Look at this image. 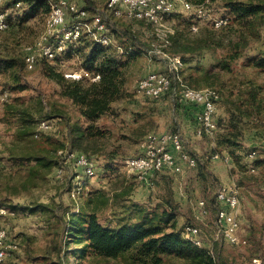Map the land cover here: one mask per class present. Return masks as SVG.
I'll return each mask as SVG.
<instances>
[{
	"label": "rangeland",
	"instance_id": "rangeland-1",
	"mask_svg": "<svg viewBox=\"0 0 264 264\" xmlns=\"http://www.w3.org/2000/svg\"><path fill=\"white\" fill-rule=\"evenodd\" d=\"M184 1L187 0H177L173 13L196 12L201 19L196 21L194 30L208 21L221 23L222 18L232 17L224 7V0H212L210 9L203 10L195 6L188 9L183 4ZM107 3L108 0H79V6L86 7L90 15L97 9L105 14L112 37V43L109 44L111 49L120 52V46L127 44L128 36L124 33L130 31L147 44L146 50L124 67L127 79L123 97L113 102L112 111L95 122L103 128V136L91 138L85 143L88 147L86 152L94 161L95 176L91 177L85 170L82 174L76 163H68L58 166V170L64 171L60 178L57 176V167L50 168L23 158L30 153L43 151L58 159L57 148L70 144V126L75 123L80 127L86 126L89 122L80 117L78 107L72 101L61 95L60 85L47 75L46 70L49 66H54L69 79L85 77L92 81L96 76L86 69L84 57L80 53L71 52L69 55L68 49L55 57L38 53L37 63L33 68L25 65L27 48L33 46L38 51V46L46 42L43 41V36L47 30L51 8H39L37 13H29L26 2L16 4L14 0H0V9L6 11L10 22L6 30L0 31V55L20 58L24 62L22 67L0 68V205L6 203L13 207H9L11 209H8L7 214L14 215H0V224L6 231L9 230L13 244L18 247L15 255L11 256L10 263L6 259L4 264H132L130 252L111 258L98 256L86 243L71 235V231L65 228V221L72 214L80 212H96L100 221L111 227L124 221L142 220L143 216L161 211L156 206L159 207L160 200L170 191L179 208L172 222L182 230L185 238L190 239L191 236L196 239L192 235L188 236L185 228L188 224L197 225L208 243L221 244L222 255L229 263L264 264V140L261 138L264 133L254 134L250 130V124L258 127L247 118L241 124L242 135L238 138L237 147H228L227 142H223L227 136L229 116L227 97L231 100L237 98L231 94V88L236 93L238 83L247 79H253L257 83L264 82V69L256 68L244 57L234 65L235 79H229L230 75L225 73L222 77L225 82L223 89L208 87L218 93V99L221 97L216 112L220 124L217 133L220 140L217 135L214 143L208 138H196L194 131L199 126L198 121L193 117L184 118L181 107L194 111L190 103L178 98L173 100L170 93L155 99L137 92L138 82L143 76L153 71H170V68L177 84L189 86L180 74L185 66L181 59L175 57L181 61L182 64L179 65L172 59L174 56L163 51L164 38L176 23L171 19L173 13L168 18L167 14H163L151 24L141 19L117 17L108 11L110 7ZM89 19L92 16L85 20L88 26L84 27L83 33L98 40L99 35H91L95 29L93 22L89 26ZM65 26L57 32H61ZM55 38L56 35H51L49 41L54 42ZM254 46L256 49L249 54L253 55L257 49L264 51V28L262 40ZM220 53L219 50L214 55L219 56ZM200 62L204 65L212 64L213 53H204ZM86 70L91 74L88 75ZM42 120H48L52 127L36 137L34 133ZM24 126L32 128L31 137L19 134ZM176 128H180L185 149L190 154L192 151L229 154L234 166L223 163V159L221 162L205 158L202 163L206 166L203 168L200 164L189 166L180 161L181 172H161L160 183L153 181V184H149L148 181H142L138 173L130 169L129 163L126 165V160L141 153L140 145L149 133L178 131ZM253 147L258 149L255 172L249 170L250 163L246 159ZM116 148V158L106 161L105 155ZM58 154L65 157L68 149H59ZM223 169L226 172L229 170L237 182L246 180L254 185L240 191V205L236 210L241 222V236L248 241L246 244H230L218 236L217 210L204 213L199 203L201 199L206 200L207 197L210 200L216 196L226 181L222 177ZM196 243L199 244V241ZM253 254L258 257L257 263ZM185 262L184 258L176 254H168L164 264Z\"/></svg>",
	"mask_w": 264,
	"mask_h": 264
},
{
	"label": "trees",
	"instance_id": "trees-1",
	"mask_svg": "<svg viewBox=\"0 0 264 264\" xmlns=\"http://www.w3.org/2000/svg\"><path fill=\"white\" fill-rule=\"evenodd\" d=\"M14 1L16 4L28 3L29 13H37L39 8H51L50 0ZM187 1L203 10L210 9L209 4L212 0ZM223 3L232 17L222 18L221 23L208 21L205 25L197 26V30H194L196 21H200L201 18H198L199 15L196 12L171 15V19L176 23L173 30L169 31L164 38L163 51L181 59L185 65L180 71L181 77L191 87L223 89L225 86L223 75L227 73V76L230 75L229 79H235L234 65L244 57L248 58V61L256 68L264 69V51L257 49L253 55L249 54L256 49L254 44L260 42L263 37L264 1L224 0ZM141 20L154 23L146 19ZM124 34L128 36L127 44L119 45L122 49L120 52L111 49L109 44L106 46L99 40L91 39L85 32L83 35L89 39L83 38L80 43L66 46L65 51L68 49L69 55L71 52H77L84 57V66L96 76L92 81L86 80L85 77L69 79L64 72L57 70L54 66L47 68V75L60 85L61 95L72 101L78 107L80 117L89 122L81 127L77 123L71 125L70 144L59 149L67 148L89 155L86 152L88 147L85 143L91 138L103 136V128L95 122L112 111L113 102L123 97L127 79L124 67L146 50L147 44L136 34L130 31ZM219 50L220 55L215 56L214 54ZM207 52L213 53L214 62L204 65L200 62V58ZM1 66L22 67L24 62L20 58L0 55V68ZM228 81L230 80H227V83H230ZM236 89L237 92L234 93V88H231V94L237 97L235 100L227 97L229 116L227 136L223 140L231 148H236L239 144L238 138L242 135L241 124L244 119L252 120L257 127L264 130V82L257 83L253 79L242 80ZM191 105L195 106L196 111L197 106ZM24 120L23 122L26 123ZM217 123L220 125L219 120ZM31 129L29 126H24L19 130V134L31 137ZM41 132L37 129L34 136L38 137ZM59 149L56 150L58 159H55L53 155L44 154L43 151L30 153L23 159L35 161L50 168L58 167L61 160L65 158L62 154L59 156ZM117 151V148L109 151L105 155V160L110 161L116 158ZM191 154L197 158V165L200 164L202 168L206 166L202 163L206 159ZM170 192L160 200L159 207L156 206V209L161 208V211L143 216L142 220L124 221L116 227H111L102 223L96 212L86 214L80 212L72 214L70 219L65 221V228L70 230L71 235L78 238L80 242L92 248L98 256L111 258L130 252L132 264H164L165 256L168 254H176L184 258L185 264H238V262L229 263L228 259L222 255L220 243L209 244L201 234L203 244L200 246L191 236L190 239L184 237L182 230L172 222L179 208ZM205 203L208 211H218L216 196ZM0 206L13 208L6 203ZM252 257L258 258L255 254Z\"/></svg>",
	"mask_w": 264,
	"mask_h": 264
},
{
	"label": "built area",
	"instance_id": "built-area-1",
	"mask_svg": "<svg viewBox=\"0 0 264 264\" xmlns=\"http://www.w3.org/2000/svg\"><path fill=\"white\" fill-rule=\"evenodd\" d=\"M120 1H127L128 12L132 18H138V14H143V9L148 5H156V12L159 8H167V18L176 10L177 0H144V3H132V0H114L112 2V9H108L110 12H119ZM54 3L60 5V14L58 18H65V24L73 25V28L79 29L81 24V18H89L86 7L75 6V0H53ZM92 21H99L100 38H108L109 34L102 30V21H106L105 14L97 9L96 19H89V26H92ZM0 25H10L7 13L0 15ZM86 37L82 35V38H75L64 36L62 38V46L66 45L67 41L80 42L81 39ZM59 46H53V41L42 42L41 46H38V51L30 54V57L35 54L41 53V51L58 50ZM169 59V58H168ZM86 72H88L86 70ZM158 72H165V79H158ZM150 73H156L155 85L161 86V93L154 96H148L151 98H160L164 94L172 93L179 96L181 100L188 103L195 104L197 106L196 119L198 121V133H208L214 135L217 128V118L215 114H209V105L218 104V93L205 95L202 100H194L190 94L184 93L183 88L174 84V76L172 68L170 71H153ZM91 72H88L90 75ZM149 74V73H148ZM148 74L143 76L137 85V90L141 84L148 83ZM91 78V77H89ZM52 127V123H49V129ZM258 154L256 149L248 152L247 159L249 161L250 169L255 171V156ZM213 159H223L225 162H231L232 158L229 154H221L215 152L212 154ZM180 161L188 163L189 166L197 165V158L190 154L184 145V140L180 131L170 130L164 132L153 131L152 134H148L147 140L142 142V150L136 156L129 157L126 160V165L131 162H141V169L137 172L139 178L142 181H148L149 184H153V180L165 170L172 172H181L182 166ZM68 163H76L79 165V170L84 174L85 166H93V173L91 177L95 176L96 170L93 159L89 155L84 153L74 152L68 149V157L61 160L60 165H66ZM57 176L63 177L64 174L58 173ZM216 200L218 203L217 211V234L222 239L230 244L239 245L246 244L247 240L241 236L240 228L241 222L237 216V209L240 205V191L235 185H223L220 187L216 194ZM200 205L204 213H208L205 201L201 200ZM1 216H14L5 214L3 210H0ZM187 235L195 237L199 244H203L201 238V229L197 225L189 224L186 226ZM18 250L17 244H13V239L10 237L9 230L7 229L6 235L0 237V258H5L10 263V258L15 255Z\"/></svg>",
	"mask_w": 264,
	"mask_h": 264
},
{
	"label": "bare ground",
	"instance_id": "bare-ground-1",
	"mask_svg": "<svg viewBox=\"0 0 264 264\" xmlns=\"http://www.w3.org/2000/svg\"><path fill=\"white\" fill-rule=\"evenodd\" d=\"M95 1H100V0H95ZM113 1L114 0H108L107 4L109 5L110 9H112V2ZM50 3H51V9H50L51 11H50V16H49L48 22L46 24L47 30L43 36V39H44L43 41L50 42L49 37L51 35H56L57 38H55L56 40L53 42V46H59V49L58 50L41 51V52L46 57H55L58 53L63 52L66 49L67 45H69V44L71 45V44L76 43L74 41H67L66 45L62 46V38L64 36L75 37V38H81L82 37L84 27L88 26L86 23L87 21H85L88 18H81V24L79 25V29L73 28V25L65 26V18H58L59 14H60V5H57V3H54L52 0H50ZM132 3H144V0H132ZM183 4L188 9H191L193 7V4H191L188 1H184ZM75 6H79V0H75ZM127 12H128L127 1H120L119 12H112V14H114L117 17H126V18H130V19H138V20L139 19H146L149 21H155L158 18H160L163 14H167V8H159V10L156 12V5L145 6L143 9V14H138V18L130 17V15H127ZM87 14L89 16H92V19H96L97 10L95 13L90 15L89 10L87 9ZM0 15H5V12L2 11L1 9H0ZM92 22H93L95 32H91V35L94 37L95 36L97 37V35L100 36L99 21H92ZM8 26L9 25H0V31L6 30L8 28ZM62 26H65L62 29V31L57 32L58 29L61 28ZM102 30L106 31V33L109 34L110 30L108 28L107 21H102ZM98 40L100 42H102L103 44H106V45L112 43L111 34H109L108 38H100V39L98 38ZM27 49L28 50H27V54L25 57V62L29 68H33L37 63L38 54H35L32 57H30V54L33 52H36L37 49L34 48L33 46H29ZM172 59L176 60L179 65L182 64L181 61L178 60L177 58L173 57ZM174 65H175V63H174ZM158 79H165V72H158ZM155 81H156V73H149L148 74V83L141 84L139 89L137 90V92L140 94H143V95H147V96H154L155 94H160L161 93V86L155 85ZM174 84L179 85L175 81H174ZM179 86H181V88H183L184 93L190 94V96H192V98L194 100H202L203 98H205V95L214 94L213 90L208 89V88L197 89V88H193V87L183 85V84H180ZM216 112H217V104H210L209 105V114H215L216 115ZM49 123L50 122L48 120H42L39 124L38 130L44 131L46 129H49ZM151 133H149V134H151ZM147 138H148V135H147L145 140H147ZM74 152H78V151H74ZM78 153H82V152H78ZM66 157H68V155L65 156V158ZM129 167L132 171L137 173L141 169V162H131V163H129ZM84 170H85L86 174L92 175L93 166H85ZM62 171H63V169H59L58 173L61 174ZM62 174H64V173H62ZM0 210H3L5 212V214L9 213L8 208L3 207V208H0ZM6 233H7V231L0 224V237L6 235ZM5 261H6L5 258H0V264H4Z\"/></svg>",
	"mask_w": 264,
	"mask_h": 264
},
{
	"label": "crops",
	"instance_id": "crops-1",
	"mask_svg": "<svg viewBox=\"0 0 264 264\" xmlns=\"http://www.w3.org/2000/svg\"><path fill=\"white\" fill-rule=\"evenodd\" d=\"M171 95H172V98H173V100H175V99H177L178 98V100L180 99V97L179 96H176L175 94H172V93H170ZM175 98V99H174ZM181 100V99H180ZM219 103V102H218ZM180 105H182V104H180ZM191 106H193V109L195 108V106L194 105H191ZM182 107V110H184V111H182V112H184V118H186V119H189L190 117H193V119L196 121V111H195V109H194V111L193 110H191V109H189V111H188V108H186V109H184V107L183 106H181ZM178 109V108H177ZM191 115V116H190ZM193 115V116H192ZM100 120V119H99ZM190 121V120H189ZM189 121H188V123H189ZM251 121V123H253V121L252 120H250ZM191 122V121H190ZM197 122V121H196ZM178 131H180L179 129L180 128H176ZM219 129H220V126H218V129L216 130V132H215V134L214 135H209L208 133H203V134H199L198 133V128H196L195 129V131H194V133H195V136H196V138H199V139H202V138H208L210 141H211V143H214V141H215V138H216V135H217V133H218V131H219ZM250 130L254 133V134H258V133H260V135L261 134H263L264 133V130L263 129H261V128H255L254 126H252V124H250ZM246 132V131H245ZM262 138V140H264V137H261ZM142 147V143H141V145H140V148ZM254 148V147H253ZM254 149H256L257 151H258V149L255 147ZM199 151V150H198ZM192 153L193 154H195L196 156H198V157H200V158H206V159H211L212 161H221L222 162V159H213V158H211V156H212V154H213V152H209V153H204V152H197V151H192ZM257 157H258V154H257ZM257 157H256V160H255V162L257 161ZM246 159H247V155H246ZM224 161V160H223ZM223 163H227V165H229L230 167H232V166H234V163H232V162H223ZM231 164V165H230ZM255 171L257 170V167H256V164H255ZM249 170L250 171H252L250 168H249ZM223 171L224 172H222V177L223 178H225V180L227 181H225L221 186H223V185H235V186H237L238 188H239V191H241L242 192V190L243 189H247V188H252L254 185L251 183V182H248V181H246V180H240L239 182H237L236 180V178H235V176L234 175H232L230 172H229V170H227V172H226V170H224L223 169ZM255 171H253V172H255ZM162 173H164V172H162ZM161 178H162V176H161V173H158V175H156V177L154 178V180L153 181H157V183H160L161 182ZM222 179V178H221ZM223 180V179H222ZM224 181V180H223ZM155 185V184H154ZM240 192V193H241ZM201 200H203V201H205V202H207V197H206V200L205 199H201ZM200 200V201H201ZM210 244V243H209ZM255 261H256V259H255ZM256 263H257V261H256ZM238 264H244L243 262L242 263H238ZM258 264V263H257Z\"/></svg>",
	"mask_w": 264,
	"mask_h": 264
}]
</instances>
